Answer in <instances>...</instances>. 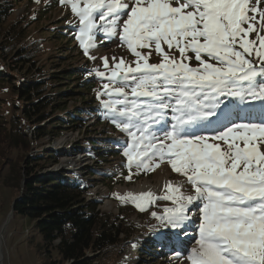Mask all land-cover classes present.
Instances as JSON below:
<instances>
[{"label": "snow or ice", "instance_id": "6c2138e0", "mask_svg": "<svg viewBox=\"0 0 264 264\" xmlns=\"http://www.w3.org/2000/svg\"><path fill=\"white\" fill-rule=\"evenodd\" d=\"M60 3L78 18L76 39L89 59L113 37L135 58L113 57L109 68L108 58L100 57L104 70H92L107 81L97 91L98 98L108 97L100 99L106 116L130 138L126 178L133 165L155 170L164 162L185 178L166 182L162 196H113L141 211L169 201L151 215L166 230L162 241L171 244L189 234L195 210L198 240L186 264H264V119L241 116H252L256 101L264 114V0ZM153 48L159 63H149ZM254 51L259 67L245 57ZM184 183L190 192L182 190Z\"/></svg>", "mask_w": 264, "mask_h": 264}, {"label": "rangeland", "instance_id": "374dc122", "mask_svg": "<svg viewBox=\"0 0 264 264\" xmlns=\"http://www.w3.org/2000/svg\"><path fill=\"white\" fill-rule=\"evenodd\" d=\"M0 3L9 10L5 16L0 14V47L5 43L7 54L23 46L30 47L35 59L34 73L25 74L24 71L7 67L2 55L0 62H3L4 75L10 76L15 84L29 78H39V75H43V78L50 74L57 76V81L51 83L52 88L55 90L59 87L63 94H70L63 96L67 101V110L57 112L53 117L64 121L76 120L75 127L61 125L57 127L56 135H45L34 140V126L27 129L18 120L22 112L19 109L22 107L19 96L11 84L0 81V264H69L60 261L55 249L57 240L47 251L31 220L15 214L9 216L25 179L20 182V176L25 175V169H20L23 156L35 155L47 148L57 152L58 160L46 166L39 176L59 165L61 170L57 173L62 171L66 175L65 182L72 183L77 178L82 180L88 188L86 198L96 202L97 209L110 221H115L122 230L131 233L128 239L120 234V241L104 255L88 253L92 264H186V257L198 240L199 221L195 219V210L194 223L186 230L189 234L182 236L181 242L171 244L162 241L160 233L166 230L160 228L159 222L151 215L153 211L161 212L162 206L169 204V201L145 204L141 211L132 200L121 201L113 196L114 193L123 196L131 192L130 186L140 179H147L150 184L161 180L155 193L161 196L167 191L164 187L166 182L177 184L185 180L167 162L155 170H137L133 165L131 179L126 178L130 170L123 153L130 138L106 116L100 99L108 97L98 98L97 91L107 81L101 80L92 70L97 67L104 70L100 57L108 58L109 68L113 67V57L117 61L123 58L125 63L133 61L135 58L127 46L122 45L118 37H113L92 50L91 54L97 57L93 61L84 54L76 39L78 18L71 12L70 6L61 4L60 0H0ZM260 7L264 8V3ZM69 21L74 23L70 24ZM103 39L102 36L98 37V40ZM249 39H256V33L250 34ZM163 47L168 51L166 45ZM141 51L148 52L149 49ZM176 55L179 56V53ZM245 57L259 67L255 51L251 55L245 54ZM159 62L160 56L153 48L149 63ZM190 63L196 66L198 62L193 57ZM71 72L74 75L69 80L64 79ZM254 103L257 107L253 115L242 112L241 116L245 120L259 122L264 119V114L260 112L259 102ZM25 136L29 141L33 140L27 150L22 144ZM209 142L219 141L210 139ZM182 190L190 192L191 188L184 183Z\"/></svg>", "mask_w": 264, "mask_h": 264}, {"label": "trees", "instance_id": "16d2710c", "mask_svg": "<svg viewBox=\"0 0 264 264\" xmlns=\"http://www.w3.org/2000/svg\"><path fill=\"white\" fill-rule=\"evenodd\" d=\"M0 9L2 16L9 11L2 3ZM5 47V43L0 47V58L4 56L3 61H7V67L24 71L25 74L34 73L35 59L30 47L23 46L10 54H7ZM2 64L3 62H0V81L11 84L19 96V101L22 102L19 109L22 112L18 120L20 125H25L27 129L34 126V140L45 135H56L55 131L61 125L69 124L75 127L76 120L73 118L64 121L53 117L55 113L67 110V101L63 96L70 94H63V90L56 85L58 88H52L54 86L51 83L57 81V76L50 74L43 78V75H39V78H29L15 84L10 76L4 75ZM73 75L71 72L64 79L69 80ZM32 141L25 136L22 144L26 150ZM57 160V152L48 148L35 155L23 156V166L20 169H25V175L20 176V182L24 177L25 179L19 196L13 201L12 214L34 223L47 251L57 240L55 249L61 262L92 264L93 260L88 257V253L97 252L104 255L120 241V234L128 239L131 233L122 230L115 221H110L108 216H104L97 209L96 202L86 198L88 188L82 180L77 178L72 183L65 182L66 175L64 176L62 171L39 176V172ZM30 163H33V166H30Z\"/></svg>", "mask_w": 264, "mask_h": 264}, {"label": "bare ground", "instance_id": "6f19581e", "mask_svg": "<svg viewBox=\"0 0 264 264\" xmlns=\"http://www.w3.org/2000/svg\"><path fill=\"white\" fill-rule=\"evenodd\" d=\"M60 168L61 167L57 165V166L52 167L50 171L57 172L59 171ZM160 181L161 180H159V182H157L156 184H150L147 181V179H140V180H137L136 183L130 186V190L134 194H139V193L146 192V191H151L153 193H156L161 183ZM173 184H175V182H173Z\"/></svg>", "mask_w": 264, "mask_h": 264}, {"label": "water", "instance_id": "95a60500", "mask_svg": "<svg viewBox=\"0 0 264 264\" xmlns=\"http://www.w3.org/2000/svg\"><path fill=\"white\" fill-rule=\"evenodd\" d=\"M59 167H60V166H59ZM50 170H51V169H50ZM50 170H47V171L42 172V173H41V176L44 175V174H47V173H49V174H56V173H57V172H51ZM59 170H61V168H60ZM22 184H23V181H22ZM22 184H21V185H22ZM14 201H15V200H14ZM12 213H13V206L11 207V210H10V214H9V216L12 215Z\"/></svg>", "mask_w": 264, "mask_h": 264}]
</instances>
